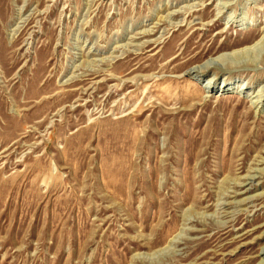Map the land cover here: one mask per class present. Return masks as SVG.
<instances>
[{
    "label": "rangeland",
    "instance_id": "rangeland-1",
    "mask_svg": "<svg viewBox=\"0 0 264 264\" xmlns=\"http://www.w3.org/2000/svg\"><path fill=\"white\" fill-rule=\"evenodd\" d=\"M261 42L264 0H0V264H264Z\"/></svg>",
    "mask_w": 264,
    "mask_h": 264
},
{
    "label": "bare ground",
    "instance_id": "bare-ground-1",
    "mask_svg": "<svg viewBox=\"0 0 264 264\" xmlns=\"http://www.w3.org/2000/svg\"><path fill=\"white\" fill-rule=\"evenodd\" d=\"M262 43V42H261ZM264 43V42H263ZM262 43V45H263ZM262 57L264 58V50L262 49ZM226 56H229V55H226ZM230 57V56H229ZM219 59V57H218ZM231 59V58H230ZM209 61V60H208ZM207 61V62H208ZM222 61V60H221ZM220 60H215L211 58V60L208 62V63H205L204 65L196 68V72H203V73H207L209 72L212 68L216 67V64L217 66L220 65L219 63L223 64ZM193 70V69H192ZM244 88V87H242ZM255 102V101H254ZM262 158V157H261ZM264 158V157H263ZM264 162V161H263ZM191 174V173H190ZM254 174V173H253ZM257 178V175L254 174V175H249V176H245V177H242V181L239 183V184H236L235 187H238V190L234 191V192H231L233 193L232 195L230 194V196L234 199H237L238 196L242 195V194H245L247 193L250 189L253 188V186H255V180ZM249 186V187H248ZM229 196V197H230ZM235 201V200H234ZM246 201V198L245 199H241V202H244ZM228 202V201H227ZM246 203V202H245ZM224 204V203H223ZM231 204V203H229ZM226 205V204H225ZM227 206V205H226ZM226 211V210H225ZM171 243V242H170Z\"/></svg>",
    "mask_w": 264,
    "mask_h": 264
}]
</instances>
